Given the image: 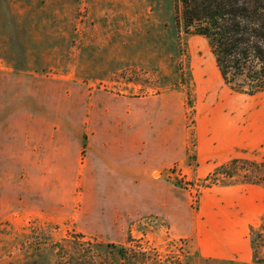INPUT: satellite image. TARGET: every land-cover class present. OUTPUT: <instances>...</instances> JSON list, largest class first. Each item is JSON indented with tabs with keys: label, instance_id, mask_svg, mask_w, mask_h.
<instances>
[{
	"label": "rangeland",
	"instance_id": "1",
	"mask_svg": "<svg viewBox=\"0 0 264 264\" xmlns=\"http://www.w3.org/2000/svg\"><path fill=\"white\" fill-rule=\"evenodd\" d=\"M69 79L128 96L181 94L186 152L168 164L165 177L180 187L192 212H200L203 195L213 188L264 187L259 156L200 166V137L207 147L208 137L221 136L211 127L218 108L249 100L253 136L264 95L239 92L240 78H223L209 41L184 29L180 0H0V115L6 112L18 132L29 116L37 131L49 130L53 115L69 121ZM8 154L5 149L0 158ZM50 173L25 179L29 187L39 185L44 202L69 192L50 186ZM21 179L16 170L0 169V208L5 202L11 208L6 215L0 211V264H264V216L251 231L250 263L207 259L157 216L138 218L124 230L95 226L87 233L79 220L21 210L15 197ZM81 190L75 188V197Z\"/></svg>",
	"mask_w": 264,
	"mask_h": 264
},
{
	"label": "crops",
	"instance_id": "2",
	"mask_svg": "<svg viewBox=\"0 0 264 264\" xmlns=\"http://www.w3.org/2000/svg\"><path fill=\"white\" fill-rule=\"evenodd\" d=\"M256 94L264 95V89ZM183 105L178 91L128 96L90 90L69 79V121L53 115L50 129L37 131L29 116L18 132L6 112L0 115V153H10L0 158V169L16 170L23 178L15 196L21 210L79 220L87 233H94L95 226L124 230L153 215L166 220L175 236L191 240L203 258L250 263L251 231L264 216V187L244 182L213 188L194 213L180 187L165 177L168 164L185 157ZM218 111L216 125L210 123L221 136L208 137L207 147L200 137V166L210 160L220 166L251 155L264 158L259 146L264 142V98L258 101L253 136L249 100L230 101ZM50 112H56L55 105ZM31 172L35 180L39 172H51L50 186L69 188L65 199L44 202L39 185L25 184ZM76 187H82L77 197ZM10 209L5 202L1 216Z\"/></svg>",
	"mask_w": 264,
	"mask_h": 264
},
{
	"label": "trees",
	"instance_id": "3",
	"mask_svg": "<svg viewBox=\"0 0 264 264\" xmlns=\"http://www.w3.org/2000/svg\"><path fill=\"white\" fill-rule=\"evenodd\" d=\"M188 33L204 36L223 78L239 92L264 89V0H180Z\"/></svg>",
	"mask_w": 264,
	"mask_h": 264
}]
</instances>
